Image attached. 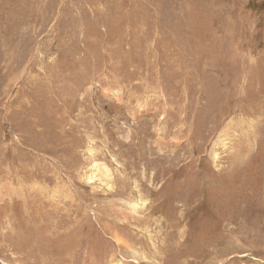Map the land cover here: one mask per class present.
<instances>
[{
    "label": "rangeland",
    "instance_id": "obj_1",
    "mask_svg": "<svg viewBox=\"0 0 264 264\" xmlns=\"http://www.w3.org/2000/svg\"><path fill=\"white\" fill-rule=\"evenodd\" d=\"M119 260L264 264V0H0V264Z\"/></svg>",
    "mask_w": 264,
    "mask_h": 264
},
{
    "label": "bare ground",
    "instance_id": "obj_2",
    "mask_svg": "<svg viewBox=\"0 0 264 264\" xmlns=\"http://www.w3.org/2000/svg\"><path fill=\"white\" fill-rule=\"evenodd\" d=\"M104 171V170H103ZM134 218V217H133ZM134 219H136V218H134ZM135 221H138V219L137 220H135ZM114 258H115V256H113ZM110 264H123L122 263V261H114V262H111Z\"/></svg>",
    "mask_w": 264,
    "mask_h": 264
}]
</instances>
